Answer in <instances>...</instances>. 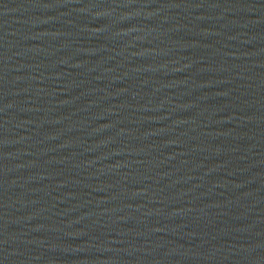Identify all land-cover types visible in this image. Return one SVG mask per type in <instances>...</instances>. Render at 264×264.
<instances>
[{
	"label": "water",
	"instance_id": "obj_1",
	"mask_svg": "<svg viewBox=\"0 0 264 264\" xmlns=\"http://www.w3.org/2000/svg\"><path fill=\"white\" fill-rule=\"evenodd\" d=\"M0 264H264V0H0Z\"/></svg>",
	"mask_w": 264,
	"mask_h": 264
}]
</instances>
